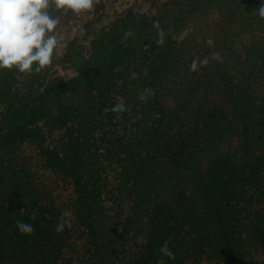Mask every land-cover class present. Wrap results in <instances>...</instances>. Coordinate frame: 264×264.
Masks as SVG:
<instances>
[{
    "label": "trees",
    "instance_id": "trees-1",
    "mask_svg": "<svg viewBox=\"0 0 264 264\" xmlns=\"http://www.w3.org/2000/svg\"><path fill=\"white\" fill-rule=\"evenodd\" d=\"M141 1L158 21L54 11L52 64L0 71V264H264L260 0Z\"/></svg>",
    "mask_w": 264,
    "mask_h": 264
},
{
    "label": "clouds",
    "instance_id": "clouds-1",
    "mask_svg": "<svg viewBox=\"0 0 264 264\" xmlns=\"http://www.w3.org/2000/svg\"><path fill=\"white\" fill-rule=\"evenodd\" d=\"M93 5L94 0H0V71L15 70L19 73L32 74L46 69L52 64L54 56L59 55V49L64 41L63 35L55 31L60 21L53 12L80 14L91 10ZM257 9L259 18L264 19V0H260ZM189 31L190 29L186 28L179 35V40L185 39ZM164 42V32L160 30L157 43ZM207 43L212 45L213 41L208 39ZM213 58L219 59L216 54ZM208 62L207 58L194 59L190 70L196 72ZM135 76L133 73L132 77ZM153 94L151 89H145L139 98L147 100ZM126 110L123 103H117L110 109L116 113ZM31 219H35V214ZM63 227L64 224L61 222L56 230L62 231ZM16 228L21 234H31L34 231L32 224L20 220L16 221ZM159 251L162 256L174 258L167 241ZM159 264H164L163 259Z\"/></svg>",
    "mask_w": 264,
    "mask_h": 264
},
{
    "label": "rangeland",
    "instance_id": "rangeland-1",
    "mask_svg": "<svg viewBox=\"0 0 264 264\" xmlns=\"http://www.w3.org/2000/svg\"><path fill=\"white\" fill-rule=\"evenodd\" d=\"M105 2H107L108 8H111V12H110L111 16H110L109 21H106V22L103 21L99 26H104V24H108L109 26L110 25L112 26L114 24H120L119 19L121 17L125 16V14H126L125 12H131L134 19L146 20V24H149L150 22H152V20L154 21V20L158 19V15L156 16L157 12L154 11L150 5L151 1L142 2L141 0H105ZM155 2H156V4H162L164 2V0H156ZM210 17H211V19H214L216 17V13L213 12V14ZM191 24H192V21L190 22V25ZM188 27H189V25H187L186 27H183L181 29L178 28L176 30L169 31L166 34L164 33V36H165V38L167 36V38L169 40H179V35L186 28L187 29L190 28V27L189 28ZM147 28H148V26H147ZM146 32L149 33V29H147ZM158 32L160 33V31H158ZM163 32H165V31H163ZM63 46H64V44H63ZM63 46L61 48H63ZM61 48L59 50H61ZM68 74L70 75V73H68ZM231 146L225 148V153L234 152L233 146H232V148H231ZM250 202H251V205L253 207H256V208H258L260 205L259 201L257 200V197H255V196L252 198V200ZM249 205H250V203H249ZM262 255H263L262 260H264V253H262Z\"/></svg>",
    "mask_w": 264,
    "mask_h": 264
}]
</instances>
